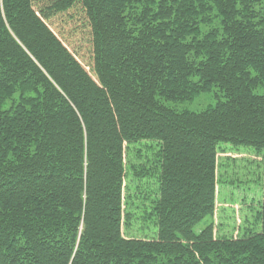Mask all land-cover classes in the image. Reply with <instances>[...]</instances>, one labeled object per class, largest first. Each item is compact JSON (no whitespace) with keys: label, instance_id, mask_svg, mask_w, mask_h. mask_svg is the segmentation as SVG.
Returning a JSON list of instances; mask_svg holds the SVG:
<instances>
[{"label":"trees","instance_id":"16d2710c","mask_svg":"<svg viewBox=\"0 0 264 264\" xmlns=\"http://www.w3.org/2000/svg\"><path fill=\"white\" fill-rule=\"evenodd\" d=\"M260 87L264 0H0V264H264ZM222 146L262 158L235 238Z\"/></svg>","mask_w":264,"mask_h":264},{"label":"rangeland","instance_id":"374dc122","mask_svg":"<svg viewBox=\"0 0 264 264\" xmlns=\"http://www.w3.org/2000/svg\"><path fill=\"white\" fill-rule=\"evenodd\" d=\"M256 94L264 95V87H260ZM214 103L212 93L201 94L191 102L178 105V108L200 111ZM222 150L220 149L216 154L215 175L219 185L216 183L213 214L196 227V232L210 222L214 237L225 235L235 238L245 229L257 227L252 224L254 212L251 206L255 204L253 201L260 199L261 196L262 158L243 148L234 150L223 147ZM232 182L234 185H229ZM146 225L153 228L152 223ZM145 226H143L144 232L142 230L140 234L137 233L136 237L151 235ZM135 234L133 230L132 236Z\"/></svg>","mask_w":264,"mask_h":264}]
</instances>
